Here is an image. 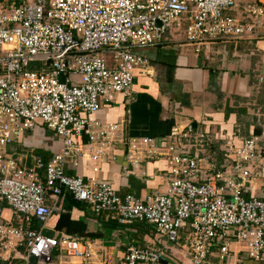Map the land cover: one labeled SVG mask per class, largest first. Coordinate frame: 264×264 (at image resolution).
Returning <instances> with one entry per match:
<instances>
[{"label":"built area","instance_id":"2783aa9c","mask_svg":"<svg viewBox=\"0 0 264 264\" xmlns=\"http://www.w3.org/2000/svg\"><path fill=\"white\" fill-rule=\"evenodd\" d=\"M234 6V0H0V242L7 252L26 246L21 264L32 258L51 264L57 253L90 258L78 238L44 233L70 194L108 220L146 221L171 247L184 240L192 264H229L230 254L240 252L264 264V127L240 145L228 140L218 168L192 125L168 137L117 139L120 124L89 118L117 94L134 99L135 71L148 63L141 50L162 44L169 32L183 33L197 50L252 35L264 0L245 7L252 22L225 13ZM38 125L63 146L49 159L35 153L30 163L9 147ZM119 143L128 148L125 172L145 160H167L164 192L120 194L98 177ZM79 155L93 176L67 174L68 160ZM3 203L20 224L5 218ZM168 255L166 248L129 243L122 264H164Z\"/></svg>","mask_w":264,"mask_h":264},{"label":"crops","instance_id":"0c3cea01","mask_svg":"<svg viewBox=\"0 0 264 264\" xmlns=\"http://www.w3.org/2000/svg\"><path fill=\"white\" fill-rule=\"evenodd\" d=\"M260 1L240 4L225 13L252 22L253 17L246 13L245 7ZM141 53L148 58V63L135 71L134 99L117 94L112 104L89 114L91 120L103 125L120 124L117 139L168 137L175 127L192 125V135L204 134L207 154L214 156L228 140L240 145L255 134L256 127H264V18L248 37L208 42L197 50L183 33L171 31L162 44L142 49ZM62 146L60 136L38 125L9 148L17 156L29 157L28 162L32 163L35 153L49 159ZM127 153V146L119 143L102 163L98 177L120 194L133 193L145 198L164 192L170 172L167 160L164 157L145 160L132 166L131 172H125ZM112 156L116 159L112 160ZM66 172L86 178L94 175L91 163L80 155L68 160ZM47 202L54 201L48 198ZM65 204L62 197L60 209L51 216L44 233L59 236L63 232L76 237L92 255L75 260L57 253L51 264H122L129 243L166 248L169 255L164 264H192L184 240L171 247L150 225L142 226L139 221L119 224L96 215L87 204L71 205L69 209ZM3 206L6 219L16 225L22 222V217L8 204ZM62 213L69 215L62 217L61 227L58 225ZM26 254V246L7 252L0 242V264H21ZM32 262L48 264L39 263L36 258ZM228 263L260 264L245 252L231 253Z\"/></svg>","mask_w":264,"mask_h":264},{"label":"trees","instance_id":"16d2710c","mask_svg":"<svg viewBox=\"0 0 264 264\" xmlns=\"http://www.w3.org/2000/svg\"><path fill=\"white\" fill-rule=\"evenodd\" d=\"M262 100H263V103H264V97H262ZM235 109H236V108H235ZM232 111H234V110H232ZM261 130H262L261 126L256 127V128H255V131H254L255 134H253V135H256V134L260 133ZM251 136H252V135H251ZM211 147H213V146H211ZM214 148H215V147H214ZM217 148H218V147H217ZM215 150H216V148H215ZM218 152H219V151H218ZM218 152L215 151L216 155H214L213 158H214V160H215V162H216L218 168H221V165L223 164V162H224V158H225V151H222V150L220 149V152H219V153H218ZM222 152H223V153H222ZM220 153H221V154H220ZM217 154H218V155H217ZM63 198H64V200L66 201V204H65V205H66V207H68V209L70 208L71 205H80V204H84L83 202H80V201H77L76 199H74V198L72 197V195H70V194H66V195H64ZM86 206H87V205H86ZM68 215H69V214H67V213H62V216H61V218H60L62 221H59V225H58V226H61V227H62V225H63V219H62V217H63V218H66V217H68ZM112 222H116V221H112ZM116 223H118V222H116ZM139 223H140L142 226L148 225V227H149V225H150V226H152V228H153L155 231H157V229H156L155 226H153V225L147 223L146 221H139ZM37 224H38V222H37V220L35 219L33 225L36 227ZM119 224H120V223H119Z\"/></svg>","mask_w":264,"mask_h":264},{"label":"rangeland","instance_id":"374dc122","mask_svg":"<svg viewBox=\"0 0 264 264\" xmlns=\"http://www.w3.org/2000/svg\"><path fill=\"white\" fill-rule=\"evenodd\" d=\"M253 1H256V0H234V2H235V8L236 7H238L240 4H246V3H248V2H253ZM250 4V3H249ZM251 4H253V3H251ZM225 146H226V144L224 143L222 146H221V149L222 150H224L225 149ZM262 170L261 169H257L256 171H254V175L256 176V175H258V173H260ZM257 172V173H256ZM235 244H232V247L234 246Z\"/></svg>","mask_w":264,"mask_h":264}]
</instances>
